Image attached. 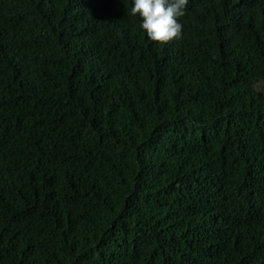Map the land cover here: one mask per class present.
<instances>
[{
	"label": "trees",
	"instance_id": "obj_1",
	"mask_svg": "<svg viewBox=\"0 0 264 264\" xmlns=\"http://www.w3.org/2000/svg\"><path fill=\"white\" fill-rule=\"evenodd\" d=\"M0 0V264H264V0Z\"/></svg>",
	"mask_w": 264,
	"mask_h": 264
},
{
	"label": "clouds",
	"instance_id": "obj_2",
	"mask_svg": "<svg viewBox=\"0 0 264 264\" xmlns=\"http://www.w3.org/2000/svg\"><path fill=\"white\" fill-rule=\"evenodd\" d=\"M188 0H131L130 15L138 16L139 27L150 42L164 44L181 36L179 22Z\"/></svg>",
	"mask_w": 264,
	"mask_h": 264
}]
</instances>
